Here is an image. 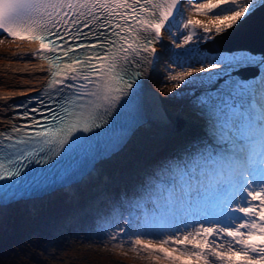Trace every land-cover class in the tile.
I'll return each mask as SVG.
<instances>
[{
    "label": "snow or ice",
    "instance_id": "obj_1",
    "mask_svg": "<svg viewBox=\"0 0 264 264\" xmlns=\"http://www.w3.org/2000/svg\"><path fill=\"white\" fill-rule=\"evenodd\" d=\"M182 2L0 0V43L37 45L46 79L8 106L20 122L0 131V207L99 179L90 227L150 264H264V39L202 47L264 13V0H188L186 20ZM158 46L174 69L168 95L190 98L202 135L117 186L99 165L165 118L145 85Z\"/></svg>",
    "mask_w": 264,
    "mask_h": 264
},
{
    "label": "rangeland",
    "instance_id": "obj_2",
    "mask_svg": "<svg viewBox=\"0 0 264 264\" xmlns=\"http://www.w3.org/2000/svg\"><path fill=\"white\" fill-rule=\"evenodd\" d=\"M189 7L188 0H185V6L182 9L183 18L188 17ZM163 45L169 48L173 47L167 34L163 39ZM159 50L166 59H162L157 64L154 80L158 86L160 100L164 104L162 106L169 112V114L167 113L168 121L159 122L156 127H144V130L147 131L141 132L144 135L138 142L131 141L125 152L119 153L100 167L101 173L113 178V183L116 185L119 182H122V185L131 184L133 181L130 177L135 175V171L146 169L152 161L168 155L186 140L202 135L203 122L196 117L193 106L189 102L190 98L169 97L168 93L174 82L169 81L167 75L174 69L168 63V52L161 47ZM2 52H0V88L17 84V77L14 74L16 68L8 64L9 57L8 55L5 57L7 53ZM187 90L185 88L177 91ZM199 91L201 90H198L197 94ZM176 117H181L185 123L180 131H176L175 128ZM166 134L167 136H165ZM148 135L161 137L162 141L157 142L153 138L149 139ZM93 182L99 184L100 180L97 179ZM92 183L82 189L84 190L82 193L76 194L72 198L74 200L72 202L58 196L50 200L46 209H42V212L30 217H27L28 214L20 216L14 214L15 219L7 216L0 226V256L7 257L6 251L10 250L12 240L20 239L21 245L24 248L27 247L30 257L32 255L31 258L39 262L51 260L53 264H150L142 254L131 250L130 242H122V246H117L116 242L110 239L111 231L105 235L90 227L96 211L93 202L97 197V193L94 191L97 184L92 185ZM63 203L65 205H62ZM100 207H103V204ZM24 211L25 209H20L18 213ZM64 218L70 222L65 221ZM6 221L10 222L6 223ZM43 221H46L43 234H39L38 229L35 228L32 235L27 232L22 235V238H18V234L24 228H30L33 224ZM59 224L65 225V229H60ZM60 230L65 234H60ZM52 238L55 240L52 241Z\"/></svg>",
    "mask_w": 264,
    "mask_h": 264
},
{
    "label": "bare ground",
    "instance_id": "obj_3",
    "mask_svg": "<svg viewBox=\"0 0 264 264\" xmlns=\"http://www.w3.org/2000/svg\"><path fill=\"white\" fill-rule=\"evenodd\" d=\"M181 12H182V16H184V13L182 10ZM263 16H264V13H261L253 17L251 20H249L248 22H246V24L242 26L249 27L252 24H254L255 26H259L261 25V23H264L263 19H259ZM180 18L181 17L178 16L177 20L179 21ZM260 27L264 28V24L261 25ZM163 39H165V34H163ZM34 46H35L34 44H31L28 42L12 41V40H7V39H3V42L0 43V52L4 51L7 53L5 57L8 55L9 57L7 59L8 64L15 66L16 70L14 71V74L17 77L16 85L3 86L0 88V130L4 129L8 122V119L6 118L9 117L10 115V111L8 107L9 103L18 98L35 93L37 90L40 89L43 81L45 80V73L41 67L42 63L37 60L31 59V54L33 53ZM159 56L160 58L162 57V59H166V57L161 51L159 53ZM156 67L157 66H154L150 71L149 80L146 81V89L149 90L151 93L155 94L160 99V96L157 91L158 86L156 85V80H154V75H156L155 72L157 71ZM246 72L247 71H244V73ZM153 82H155V84H153ZM21 92L24 93L25 95H19V93ZM162 111L165 113V118L155 120L154 122L151 123L150 126H147L145 128L156 127V125H158L159 122L160 123L167 122L168 121L167 113L165 112L163 107H162ZM144 131H147V130H144V128L140 129L133 136L131 141L134 140V142H138L141 139V137L144 135V134H141V132H144ZM165 136H167V134ZM149 137H152V136H149ZM125 149L120 153L125 152ZM100 165L102 166L103 163ZM101 175L103 176L104 174L101 173ZM58 196H62V194L56 193L53 196H51V198H56ZM68 197L70 196H67L65 198H68ZM42 201L43 200H38L37 202H31V203L17 202V203L8 205L6 207H0V226L3 224L7 216L8 218L11 217V219H15L14 214H19L17 216L28 214L29 216L27 217H30L36 213L42 212L43 211L42 209H46L47 205L50 203L46 201L45 207L42 208V206H44L45 204V202L41 203ZM62 205H65V204H62ZM20 209H25V211L23 213H20V212L18 213ZM8 222L10 221H6V223Z\"/></svg>",
    "mask_w": 264,
    "mask_h": 264
},
{
    "label": "water",
    "instance_id": "obj_4",
    "mask_svg": "<svg viewBox=\"0 0 264 264\" xmlns=\"http://www.w3.org/2000/svg\"><path fill=\"white\" fill-rule=\"evenodd\" d=\"M264 20V18H263ZM264 23H261V25H263ZM259 26H255L253 24L250 25L249 27H243L241 26L240 28H238L237 30H235L234 32H232L231 34H229L228 36H226L223 40L222 43L226 46V48L228 47H237V46H242V45H253L255 47H259L262 39H264V28ZM210 46L212 44H209ZM211 50L214 48H210ZM254 75V71L248 73L246 75V77ZM241 77H243L241 75ZM177 124L176 127L177 129H180L183 126V121L177 119Z\"/></svg>",
    "mask_w": 264,
    "mask_h": 264
},
{
    "label": "trees",
    "instance_id": "obj_5",
    "mask_svg": "<svg viewBox=\"0 0 264 264\" xmlns=\"http://www.w3.org/2000/svg\"><path fill=\"white\" fill-rule=\"evenodd\" d=\"M45 225L33 227L31 229H26L25 233L29 232L30 235H32L35 232V228H37L39 231V234H43L44 233V227H46ZM18 238H22V237L20 235H18ZM52 240H54V239L52 238ZM26 248H27L26 246L24 248L21 245L20 239L12 240L10 250L6 251L7 257L2 258V256H0V264H34L35 262H37V264H53L51 260H49L50 262L49 261L47 262L44 260H41L39 262L38 260H33L31 258L32 255L30 257V255L28 254V250ZM29 257H30V259H29Z\"/></svg>",
    "mask_w": 264,
    "mask_h": 264
}]
</instances>
